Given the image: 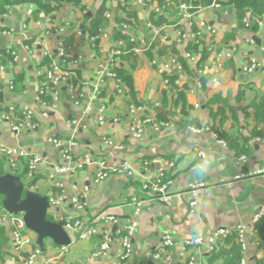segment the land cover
<instances>
[{"label": "crops", "instance_id": "1", "mask_svg": "<svg viewBox=\"0 0 264 264\" xmlns=\"http://www.w3.org/2000/svg\"><path fill=\"white\" fill-rule=\"evenodd\" d=\"M135 1L83 0L79 5L63 3L51 12L25 2L8 4L0 10V92L3 94L0 112H6L9 105L15 106L17 116L31 109L36 123L32 130L16 133L11 131L9 123L0 121V143L25 147L40 154L39 172L30 181L36 193L49 197L64 192L68 197L78 195L85 202L81 216L89 227L97 230V234L86 240L74 236V241L62 255L66 264H107L109 261L113 264H153L151 255L158 250L165 235L173 238L175 246L168 259L158 264H186L187 259L180 261L178 246L183 240L196 236L203 237V244L197 249H189L186 256L193 255L195 264H222V260L210 261L208 239L211 234L221 227H250L256 211L264 208V179L250 175L264 169V141H256L257 137L264 138V125H256L252 108L253 101L264 95V25L250 23L244 26L229 11L228 5L217 2L219 7H213L216 0L207 5L203 0H151L148 5L158 7L171 21L161 24L165 27L158 38L148 27L154 12L137 6ZM185 2L197 9L190 13L195 31L197 23L202 21L217 31L212 36L204 34L195 51L186 50L188 43H194L193 39L180 41L177 35L184 27L178 7ZM99 13L102 15L100 29L91 34V30L95 31L92 20ZM128 14L136 16L133 24L129 23ZM120 21L126 28L123 29ZM69 37L73 42L68 60L77 59L70 70L75 72L77 81L90 87L109 47H119V44L123 47L127 37L140 49L135 68L130 69L128 62L123 64L130 70L132 90L122 85V91L118 92L112 81H106L103 96L107 120L103 127L97 125L95 111L78 126L69 123L82 116L87 88L82 89L85 96L77 104L70 101L66 82L57 86L56 99L49 92L45 93L44 99L39 96L43 73L48 69L45 58L49 57L51 62L57 42L66 44ZM155 41L158 44L153 53L161 49L165 54L151 60L144 50ZM30 45L35 49L28 53L25 47ZM202 51L208 53L206 58ZM186 52L193 58H186ZM13 53L18 57L15 63ZM173 55L181 65V70L173 73L177 76L175 87L169 84L168 78L172 75L165 78L158 73L162 59ZM250 57L258 60L259 67L252 73H244L241 66ZM152 61L157 64L153 65ZM183 63L187 70L183 69ZM18 77L20 79L14 84ZM9 85L13 87L11 90ZM179 94L183 96L181 100ZM131 105L143 107L146 115L153 112L157 119L161 114L163 120L171 121L173 126L159 131L146 126L139 139L133 138ZM189 127L203 131L194 133ZM52 135L76 142L70 152L73 157L88 153L94 160L148 162L149 166L135 178L111 176L98 185L91 183L93 168L88 166L74 175L50 180L48 174L61 161L60 152L46 142ZM104 136L111 137L121 149L104 146L101 143ZM198 149L207 154V164L201 169H197L200 163L196 156ZM242 156L244 159L239 160ZM170 160L175 162V167L165 171L172 182L169 190L173 195L167 203H160L142 191L141 183L144 178L152 177L160 163ZM2 163L0 172H9ZM194 181L206 183L207 189L196 197V205L191 211L188 185ZM85 187L88 188L86 192ZM133 196L143 199L145 206L136 217L138 226L132 240L131 257L116 260L114 249L117 244H114L113 251L105 258H94L103 226L101 215H113L120 225L127 223L134 218L130 204ZM77 214L67 201L51 215L53 221L59 222L67 215ZM0 227L4 228L8 239L7 254L0 264H15L11 260L10 232L1 220ZM248 244V264H254L252 256L263 252L256 250L250 237ZM44 246L47 252L44 259L58 250L54 245L47 248L45 243ZM37 264L45 263L40 259Z\"/></svg>", "mask_w": 264, "mask_h": 264}, {"label": "built area", "instance_id": "2", "mask_svg": "<svg viewBox=\"0 0 264 264\" xmlns=\"http://www.w3.org/2000/svg\"><path fill=\"white\" fill-rule=\"evenodd\" d=\"M119 2V0H111ZM136 5L141 7H147L151 12L160 13L158 7L151 8L148 5L151 0H136ZM219 3L216 1L213 2V7H219ZM179 15L181 21L184 25L183 29L178 30V37L180 41L193 39L194 43H198L200 38L204 34L212 36L216 34V29L209 26L204 21L197 23L198 29L195 31L194 23L190 21V13L188 10L191 8L184 3L179 5ZM253 22L258 26L264 25V16L262 17H250L249 15L245 16L242 20L244 26H249ZM196 24V22H195ZM123 29L126 26L122 25ZM148 27L153 31L155 37H160L161 29L165 25H158L151 21L148 24ZM134 44V40H130ZM111 46L105 51L104 59L98 66V72L95 82L91 84V87L87 83H82L77 81V76L74 71L70 70L72 65L77 62V59H70L68 56V51L71 48V45H66L62 41L57 42L56 47L54 48L52 59L48 69L43 73L44 80L41 83V88L39 91V96L43 93L49 92L54 99H56V88L60 83H68L67 94L70 101L74 104H77L80 98L85 96V93L82 91L83 88H87L88 94L86 95L85 107L82 111V116L80 119H73L69 123L74 126H78L82 123V119H86L93 111L96 112V123L100 127L106 125L105 118V98L102 95L106 81L110 80L114 83L115 89L118 92H121L122 85L120 80L117 77V74L114 69L117 66L118 57L121 55V48L123 47ZM26 51L28 53L34 52V46H26ZM135 54L140 52L138 47L132 48ZM264 54V49H262ZM13 55V62L15 63L18 60V57ZM186 58H193L192 54L186 52ZM153 65H156V61H152ZM259 67V62L256 58L250 57L248 61L241 66V71L244 73H252L255 69ZM181 70L180 62L177 58L173 56L164 57L161 63L158 65L159 76L166 74L171 75L175 72ZM76 80V83L74 82ZM164 83H168V80H163ZM13 87L9 85L8 89L11 90ZM131 118L130 130L133 138L139 139L143 133L146 126L151 127L154 131H159L162 128H171L172 122L165 121L163 119H157L153 112L150 114H145L143 107L131 105L129 107ZM17 112L14 105H9L6 112H0V121L7 122L10 125L11 131L18 133L19 131H30L35 126V117L34 112L31 109L24 110L17 116ZM189 129L194 133H200L203 129H196L194 127H189ZM213 137L217 138L216 134H213ZM221 144H224L223 141L217 139ZM256 141H264V138L257 137ZM47 144L50 145L53 149H56L61 154V161L56 165L52 171L48 174V179L54 180L59 177L71 176L74 175L78 170L84 169L85 167H92V173L90 175L91 183L98 185L99 183L105 181L111 176H120L125 178H135L136 176L142 175L143 171L147 170L149 166L148 162H138L134 163L128 160H125L120 163H110L105 159L94 160L90 154L86 153L81 157H73L70 154L71 149L76 146V142L73 140L65 141L62 138L49 136L46 140ZM101 143L106 147H111L113 149H121L120 146L113 143L111 137L104 136L101 139ZM196 156L200 159V163L197 164V169H201L204 165L207 164V154L204 150L198 149L196 151ZM27 159V173L24 178L25 184H30V181L34 176L39 172V166L42 162L40 154L31 149H26L25 147L19 146H8L3 143H0V163L4 164L5 167L9 169L10 174H16L17 167L20 159ZM244 159L240 157L239 160ZM175 167V162L163 161L159 164L154 174L150 178H144L145 180L141 183V189L147 193L150 197H153L160 203H167L171 197L172 193L169 190L171 185V180L167 179L166 171L167 169H172ZM7 173L0 172V175ZM250 175L261 176L264 179V169L257 170L252 172ZM23 181V180H22ZM57 186H61L57 184ZM207 189V184L204 182L194 181L188 185V192L191 195L189 201V208L192 211L196 205L195 199L200 192ZM30 190H33L32 185H30ZM88 190L87 187L84 188V192ZM49 213L52 214L60 210L61 205L65 202H69L74 209L77 211V216H66L60 221L64 222V230L67 232L71 243L74 241V236L79 240H86L97 234L95 228L89 227L82 218V211H84L85 202L82 201L80 196L73 195L68 197L64 192L56 196H49ZM131 205H133V215L134 218L128 221L125 224H118V220L110 214L103 213L101 215V220L103 222L102 229L100 230V243L98 248L93 254V257L96 259L105 258L108 253L113 251L114 244H117V247L114 249L116 253V260H127L131 257L132 253V240L136 233L138 222L136 217L142 211L145 206L143 199L133 196L131 198ZM149 209V207H147ZM264 214V208L255 214L253 223H255L261 216ZM0 220L1 223L9 230L10 239H11V260L15 264H37V261L40 259L44 261L45 264H66L62 260V255L65 252L68 246H56L58 250L53 255H48V258L44 259L46 252L41 254V250L35 243L36 235L31 232L25 226L23 220V214H10L9 218L7 217V212L3 209L0 204ZM113 227H116L113 230ZM235 234L236 242L239 245L240 251L242 253L239 264H248L249 256L247 255L248 249V239L249 237L254 239L255 235L252 232L251 226L247 227L245 225H238L235 228L221 227L217 228L208 239V251L210 253L214 252L217 245H221L222 240ZM249 236V237H248ZM203 237L196 236L190 237L183 240L178 246V255L182 263L183 259H187V264H195V259L193 255L186 256L189 249H197L203 244ZM70 243V244H71ZM255 247H258V243H254ZM175 246L173 238L169 235L162 237L161 243L158 250L151 255V261L153 264H158L160 261L168 259V254L170 253L171 248ZM177 248V247H176ZM252 258L261 260L262 255L258 253L254 254ZM107 264H113L112 261H109Z\"/></svg>", "mask_w": 264, "mask_h": 264}, {"label": "trees", "instance_id": "3", "mask_svg": "<svg viewBox=\"0 0 264 264\" xmlns=\"http://www.w3.org/2000/svg\"><path fill=\"white\" fill-rule=\"evenodd\" d=\"M83 0H0V10L4 8L8 4H21V3H33L36 4L39 9L44 11H53L56 8L60 7L63 3H71L74 5H79ZM213 0H203V4L207 5L210 4ZM216 2H219L220 4H226L229 6V11L233 12L239 22L243 20V18L247 15L250 17H262L264 14V0H216ZM188 4V3H184ZM193 6V5H192ZM101 13H99L98 17H95V19H91L92 23L94 24L93 30H91V34H96L97 28L100 29L101 24ZM127 18L129 19V23L133 24L137 18L135 15L128 14ZM134 21V22H133ZM151 21L156 25L171 23L169 21V18L165 17L162 13L155 14L151 13ZM120 24H123V21H120ZM133 22V23H132ZM253 23V22H251ZM174 24V22H173ZM177 25V24H176ZM125 47L121 48V55L118 57L117 60V66L115 72L117 74V77L120 80L121 85H125L129 90H132V79L130 70L128 68H124V63L128 62L130 64V69H133L136 67V61L137 56L133 52L132 48L134 44H131L126 37L125 39ZM158 40V39H157ZM73 42L72 37H69L66 39L65 43L66 45H70V43ZM155 42H152L145 50L144 54L148 59H154L156 55H164L163 51L158 49L157 53H153V50L157 47V44ZM159 42V40H158ZM30 43V42H28ZM201 42L199 43H188L186 45V50L195 51L197 47H199ZM132 45V46H131ZM172 47V46H171ZM174 49V48H173ZM198 51V50H197ZM172 52V51H171ZM174 52V51H173ZM172 52V53H173ZM193 53V52H192ZM201 54H203V58H206L208 56V53L205 51H202ZM7 57H9L7 55ZM10 58V57H9ZM44 63H46L48 66L50 65V59L49 57H46L44 60ZM184 70H187L186 63H183L182 65ZM172 76L168 78L169 84L172 87L176 86V75L171 74ZM165 78H167L166 74H163ZM20 79L18 77L14 80V84ZM76 83V80H74ZM241 94V93H240ZM104 95V93H102ZM42 99H44L47 95L45 93L40 95ZM183 96L181 94L178 95V99L181 100ZM252 108L254 109V119L256 125H264V95H260L259 100L255 99L252 103ZM159 119L162 118V115L160 114ZM258 134V133H257ZM27 173V159L23 158L20 159L16 175H18L21 179L25 178V175ZM1 197V196H0ZM1 201V200H0ZM252 232H254V239H252V243H258V247L256 250H260L263 252V258L261 260H257L256 258H252V261L254 264H264V214L259 218L255 223L251 225ZM7 237L5 234L4 228L0 227V261L2 262L4 256L7 254ZM212 257L210 259L211 262H214L215 260H222V264H239L242 253L240 251L239 245L236 242V235L233 234L224 240H222L221 245H217L214 252L211 253ZM187 264V263H186Z\"/></svg>", "mask_w": 264, "mask_h": 264}, {"label": "water", "instance_id": "4", "mask_svg": "<svg viewBox=\"0 0 264 264\" xmlns=\"http://www.w3.org/2000/svg\"><path fill=\"white\" fill-rule=\"evenodd\" d=\"M196 8H190L189 13L196 12ZM3 100V94L0 92V102ZM33 184V183H32ZM31 184H25L16 174L0 175V196L1 205L10 214H23V220L27 229L36 235L35 243L41 250L45 251V240H49L55 246H69L71 240L64 230L63 221H53L48 218L49 201L48 196H42L35 191L30 190ZM260 208L256 211L257 214ZM116 227H113L115 230Z\"/></svg>", "mask_w": 264, "mask_h": 264}, {"label": "rangeland", "instance_id": "5", "mask_svg": "<svg viewBox=\"0 0 264 264\" xmlns=\"http://www.w3.org/2000/svg\"><path fill=\"white\" fill-rule=\"evenodd\" d=\"M23 180V182L25 181L24 179H22ZM0 204H1V202H2V197H0ZM48 218H50V219H52V215L50 214V213H48ZM45 243H46V245L48 246L47 248H50L51 246H53L54 244L52 243V242H50L49 240H45ZM45 243H44V245H45ZM55 246V245H54Z\"/></svg>", "mask_w": 264, "mask_h": 264}]
</instances>
